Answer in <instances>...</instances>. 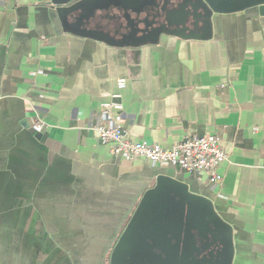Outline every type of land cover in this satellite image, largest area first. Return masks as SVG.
<instances>
[{"label":"crops","instance_id":"1","mask_svg":"<svg viewBox=\"0 0 264 264\" xmlns=\"http://www.w3.org/2000/svg\"><path fill=\"white\" fill-rule=\"evenodd\" d=\"M197 2L90 0L61 16L46 0H0V264H110L158 172L227 226L202 263L211 224L186 207L187 242L165 246L171 259L154 247L156 264H182V252L187 264H264V16ZM111 100L120 107L104 114ZM116 123L165 148L220 136L222 180L112 154L94 126Z\"/></svg>","mask_w":264,"mask_h":264},{"label":"water","instance_id":"2","mask_svg":"<svg viewBox=\"0 0 264 264\" xmlns=\"http://www.w3.org/2000/svg\"><path fill=\"white\" fill-rule=\"evenodd\" d=\"M57 7L61 16L75 10L82 3L90 0H46ZM212 12L228 13L240 11L252 7H258L261 15L264 16V0H200ZM200 2L195 5L200 6ZM176 194L180 197L179 205L176 214H170L171 218L168 219L171 207L176 201L173 200V195ZM188 208V215H197L198 219L202 216L207 217V221L211 226L209 233L211 237L201 234L202 238L206 241L202 243L201 247L198 246L195 252L202 263L208 260L204 255V251L208 252L210 260L215 257L214 251L211 250L217 241L226 224L219 218L212 208L211 202L190 193L187 190L186 184L172 176L166 175L163 172L157 173L156 185L148 189L142 196L136 211L130 219L125 230L118 239V242L111 253L110 264H141V260L146 259L149 262L152 260L154 264L160 257L153 252V248H160L167 258H172L174 254L168 253L166 247L171 246L172 240H175L176 246L179 245L182 238L187 242L191 227L189 222L185 227V236L183 237V222L181 218L184 216L185 209ZM171 209V210H170ZM170 210V212H169ZM174 212V210H172ZM202 222V226L198 225L197 229L201 231L204 229L206 223ZM212 238V241H210ZM150 240L151 243L148 241ZM166 246V247H165ZM177 254V253H176ZM178 255V254H177ZM161 256V255H160ZM193 257V253L182 252V264H187L188 258ZM227 256V253H226Z\"/></svg>","mask_w":264,"mask_h":264},{"label":"built area","instance_id":"3","mask_svg":"<svg viewBox=\"0 0 264 264\" xmlns=\"http://www.w3.org/2000/svg\"><path fill=\"white\" fill-rule=\"evenodd\" d=\"M118 84L120 88L126 86L124 79H120ZM112 97L119 98L120 94H113ZM101 107L102 112L108 114L113 109L119 108L120 104L111 100L104 102ZM46 126V122L37 115L32 125L33 129L42 132ZM94 129L101 140L110 145L112 154L116 156H125L131 160L145 159L158 164H171L190 173L208 174L212 181L222 180L217 168L227 160V153L222 148L221 138L218 135L193 134L172 147L165 148L158 143L133 140L129 130L119 123L101 124L94 126Z\"/></svg>","mask_w":264,"mask_h":264}]
</instances>
